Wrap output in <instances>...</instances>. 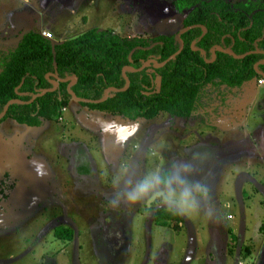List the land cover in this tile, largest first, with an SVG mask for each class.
I'll return each instance as SVG.
<instances>
[{"label": "rangeland", "instance_id": "rangeland-1", "mask_svg": "<svg viewBox=\"0 0 264 264\" xmlns=\"http://www.w3.org/2000/svg\"><path fill=\"white\" fill-rule=\"evenodd\" d=\"M17 20L45 25L52 42L92 27L142 37L180 28L167 0H0V26ZM69 104L40 128L0 122V264H264V84H206L186 119ZM177 163L208 196L173 232L151 224L146 200L127 201L125 178Z\"/></svg>", "mask_w": 264, "mask_h": 264}, {"label": "trees", "instance_id": "trees-1", "mask_svg": "<svg viewBox=\"0 0 264 264\" xmlns=\"http://www.w3.org/2000/svg\"><path fill=\"white\" fill-rule=\"evenodd\" d=\"M180 17V27L198 24L180 34L182 49L160 67L149 63L142 70H125L128 86L121 91H109L98 103H82L89 110L118 115L129 121L153 119L159 114L188 118L194 111L201 88L206 84L239 88L260 76L253 63L264 60V0H167ZM195 48L190 43L197 39ZM229 48L235 54L251 52L236 59L211 46ZM130 53L129 51L133 48ZM178 42L174 33L152 37L120 36L110 29L88 28L65 40L50 41L37 29L24 31L15 44L0 54V112L9 99L28 100L38 90L52 87L44 75L51 73L64 79L74 75L70 89L79 98L100 99L107 87L125 85L121 68H137L149 58L161 62L175 52ZM264 73V63L257 65ZM157 77L156 88L154 81ZM59 81L54 90L35 97L30 103H11L5 118L19 124L39 126L56 122L61 109L71 101L65 86ZM159 226L177 231L183 222L181 214L173 215L165 207L151 204L146 208ZM264 223V222H263ZM262 223V224H263ZM54 236L70 240L68 227H54ZM247 252V249H244Z\"/></svg>", "mask_w": 264, "mask_h": 264}, {"label": "clouds", "instance_id": "clouds-1", "mask_svg": "<svg viewBox=\"0 0 264 264\" xmlns=\"http://www.w3.org/2000/svg\"><path fill=\"white\" fill-rule=\"evenodd\" d=\"M192 171L190 164L177 163L163 171L156 167L139 178L126 177L125 183L133 185L126 191V199L130 203L146 200L149 205L158 202L173 215H189L196 210L200 199L208 196L206 186L189 178Z\"/></svg>", "mask_w": 264, "mask_h": 264}, {"label": "water", "instance_id": "water-1", "mask_svg": "<svg viewBox=\"0 0 264 264\" xmlns=\"http://www.w3.org/2000/svg\"><path fill=\"white\" fill-rule=\"evenodd\" d=\"M193 26H200V27L202 28V34L205 32V28H204V26H202V25L193 24V25L182 26V27H180V28L174 33V38H175V40L178 42V47H177V49H176L175 52L171 53L167 58H165V59L162 60L161 62H157L156 60H154V59H152V58H149V59L143 61V62L141 63V65H140L139 67H137V68H133V67H131V66L125 65V66H123V67L121 68V73L124 75V71H125V70H129V71H138V70H142V69H143L144 67H146L149 63H153V65H154L155 67H160V66H162L163 64H165L168 60H170L174 55H176V54L182 49L183 42H182V40H181V38H180V34L183 33L185 30H187L188 28L193 27ZM202 34H201L200 36H198L196 40H194V41H192V42L190 43L189 46H190L191 49H196V50H200V51H201L200 48H195L194 45H195V43L200 39V37L202 36ZM134 48H136V47H133V48L129 51V53H128V58H129L130 53L134 50ZM215 49H217V50H219V51H221V52H224V53H226V54H228V55H230V56H232V57H234V58H236V59L242 58L243 56H245L246 54L251 53V52H258V53L262 52V51H260V50H249V51H246V52H244V53H242V54H235V53L232 52V50H230L229 48H225V49H223V48H221V47L218 46V45H213V46H211V58H210L209 60H205V61H208V62H209V61H212V60L214 59V57H215V52H214ZM201 52H202V51H201ZM202 57H203V58L205 57V55H204L203 52H202ZM260 63H264V60H259V61L255 62V63H253L252 68H253V71L255 72V74L259 75L260 77H262V78L264 79V73L261 72V71L257 68V65L260 64ZM49 76L52 77V78L50 79V81H51V83H52V87H49V88H43V89H41V90L36 91L35 93H33V94L29 97L28 100H25V101H23V100H19V99H15V98L7 100V101L4 103V105H3V107H2V110H1V112H0V118L5 114V112H6L7 107H8L9 104H11V103H30L35 97L41 96V95H43L45 92H49V91L54 90L55 87L57 86V83H58L59 81H64V80L68 81L67 84H66V86H65V89H66L67 93H68L69 96H70V100H71V101H75V102H82V103H98V102H101V101H103V100L107 97L109 91H121V90H124V89L128 86V79H127V77L124 75V78H125V85H124L122 88L117 89V88H114V87H107V88H105L104 93H103V96H102L100 99L79 98V97H77V96L74 94V92L70 89L71 85H73L74 82L76 81V77H75L74 75H68V76H67L66 78H64V79L58 78L56 75L51 74V73H49V72L46 73V74L44 75V77H45L46 79H49Z\"/></svg>", "mask_w": 264, "mask_h": 264}, {"label": "crops", "instance_id": "crops-1", "mask_svg": "<svg viewBox=\"0 0 264 264\" xmlns=\"http://www.w3.org/2000/svg\"><path fill=\"white\" fill-rule=\"evenodd\" d=\"M12 23L10 24V25H12V27H10V26H5L4 24H5V22H3L2 24L4 25V26H0V45H6V44H8L7 42H9L10 43V40H13L12 41V43L13 44H15V42H16V40L20 37V35L24 32V31H26L28 28L27 27H25V26H22L23 24H21V23H19L18 22V20L17 21H11ZM4 29H3V28ZM45 27V25L44 26H41L40 28H38L37 30L40 32V30H42V29H44V30H46V28H44ZM3 30V31H2ZM48 31V30H47ZM262 84H264V83H262ZM262 84H259V85H262ZM71 102H74V103H78V102H75V101H70V103ZM79 104V103H78ZM70 104L68 103L67 104V106L65 107V111H67L68 110V106H69ZM80 105H74L73 106V111H74V113H76L75 112V110L77 109V107H79ZM64 111V110H63ZM91 112H94L95 113V111L96 110H90ZM78 112H81V110L80 111H78ZM99 114H106V113H103V112H99V111H97ZM63 113V112H62ZM107 114H109V113H107ZM62 115V114H61ZM105 121H109V122H113V120H106V119H104ZM45 122H43L41 125H39V126H37V128H40L43 124H44ZM34 127H36V126H34ZM98 130L97 129H94V132L96 133ZM94 133V134H95ZM226 206V205H225ZM183 217V216H182ZM141 218V217H140ZM150 219V222H151V224L152 225H156V226H159V225H157L151 218H149ZM110 220H112V219H110ZM160 227H164V226H160ZM166 228V227H165ZM167 229H170V228H167ZM171 230V229H170ZM173 231V230H172ZM178 231V230H177ZM177 231H173V232H177ZM115 235L113 236V238H111V240H110V242H115ZM107 244H108V242H107ZM109 245V244H108Z\"/></svg>", "mask_w": 264, "mask_h": 264}, {"label": "built area", "instance_id": "built-area-1", "mask_svg": "<svg viewBox=\"0 0 264 264\" xmlns=\"http://www.w3.org/2000/svg\"><path fill=\"white\" fill-rule=\"evenodd\" d=\"M40 34H41L43 37L51 38V34H50V32L47 31V30H44V29L40 30ZM256 82H257V84H262V83H264V79H263L262 77H259V78L256 79ZM64 109H65V108H62V109H61V112H62ZM57 120L59 121V120H60V117H58ZM238 264H240V263H238Z\"/></svg>", "mask_w": 264, "mask_h": 264}]
</instances>
